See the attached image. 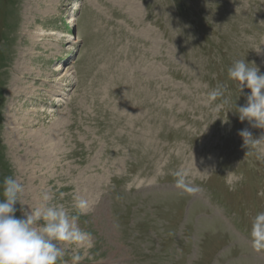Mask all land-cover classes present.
<instances>
[{
  "label": "rangeland",
  "instance_id": "374dc122",
  "mask_svg": "<svg viewBox=\"0 0 264 264\" xmlns=\"http://www.w3.org/2000/svg\"><path fill=\"white\" fill-rule=\"evenodd\" d=\"M238 59L264 73V0H0V182L24 187L16 215L45 192L70 214L87 199L79 264H264L250 235L264 144L246 155L238 135L264 130L234 113Z\"/></svg>",
  "mask_w": 264,
  "mask_h": 264
},
{
  "label": "clouds",
  "instance_id": "9594fccd",
  "mask_svg": "<svg viewBox=\"0 0 264 264\" xmlns=\"http://www.w3.org/2000/svg\"><path fill=\"white\" fill-rule=\"evenodd\" d=\"M227 76L237 82L239 96L245 98L244 104H236L234 113L241 122L247 121L251 128L264 130V73L254 62L238 59L228 67ZM245 89H248L247 93ZM226 91V85H217L208 93L209 104L221 101L215 104L214 111H220L228 103ZM238 135L243 140V147L248 149L246 155H251L252 146L264 144V132L259 138H253L246 127ZM175 176L177 188L193 191L186 183L185 171L179 170ZM0 189V264H57L68 254L72 264H79L83 259L79 249L92 239L91 234L78 224L79 216L89 210L87 199L76 197L73 202L75 214H70L63 204L49 203L53 197L45 192L41 206L22 208V215L18 217L17 205L24 193L23 185L13 176H5ZM60 196L63 197L64 193ZM250 235L252 248L264 250V212L252 218Z\"/></svg>",
  "mask_w": 264,
  "mask_h": 264
},
{
  "label": "bare ground",
  "instance_id": "6f19581e",
  "mask_svg": "<svg viewBox=\"0 0 264 264\" xmlns=\"http://www.w3.org/2000/svg\"><path fill=\"white\" fill-rule=\"evenodd\" d=\"M43 32V31H42ZM39 35L41 36L42 35V33H39ZM43 35H44V33H43ZM48 35H50V34H48ZM56 128V127H55ZM55 128H53V130H55ZM54 133V132H53ZM51 134V133H50ZM16 136V135H15ZM16 138V137H15ZM16 140V139H15ZM48 141V140H47Z\"/></svg>",
  "mask_w": 264,
  "mask_h": 264
}]
</instances>
